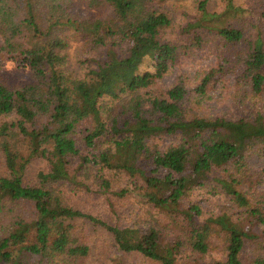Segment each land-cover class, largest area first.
I'll return each mask as SVG.
<instances>
[{
  "label": "trees",
  "instance_id": "trees-1",
  "mask_svg": "<svg viewBox=\"0 0 264 264\" xmlns=\"http://www.w3.org/2000/svg\"><path fill=\"white\" fill-rule=\"evenodd\" d=\"M163 1L0 0V264H90L85 221L156 264H264V166L249 165L264 161V0H220V12L202 0L184 44L164 39ZM103 7L102 19L84 11ZM67 32L81 40L79 71ZM208 44L223 52L192 90L182 77L158 88L182 53ZM7 61L30 81L8 83ZM228 75L238 115L194 114ZM78 195L103 196L111 217L82 210ZM128 198L139 214L122 222Z\"/></svg>",
  "mask_w": 264,
  "mask_h": 264
},
{
  "label": "rangeland",
  "instance_id": "rangeland-1",
  "mask_svg": "<svg viewBox=\"0 0 264 264\" xmlns=\"http://www.w3.org/2000/svg\"><path fill=\"white\" fill-rule=\"evenodd\" d=\"M202 0H164L162 3H156L155 7L163 12L169 14L172 18V26L164 33V39L174 44H184L190 39L183 33V29L189 23H193L198 16V5ZM262 0H235L237 7L252 10L259 6ZM222 4L220 0H207L206 9L209 12L222 11ZM95 18H104L110 14L107 7L98 10L84 9ZM249 20H246V22ZM247 22V23H248ZM250 24H247L249 26ZM241 26V25H240ZM250 30V28H244ZM67 41L66 53L69 59V70L79 71L83 68L80 63L82 57L81 40L78 39L73 33L67 32L65 35ZM223 52L221 46L208 44L201 49L195 50L192 53H182L176 64L171 66L167 73L164 74L158 84V88L165 91L177 81L178 77H182L186 82L188 90H192L198 82V75L204 69L215 67L220 54ZM180 54V53H179ZM3 75L5 80L12 86H21L30 81V72L26 66H16L13 62L7 61L3 68ZM235 79L228 75L222 83L212 85L208 91V97L200 104H191V109L194 114L206 117L222 116L226 118H234L238 115L239 110L234 106L235 95ZM193 100L195 94L192 93ZM171 141L164 138L161 142L166 146ZM83 147V143L81 142ZM97 150H100L98 147ZM96 150V153H97ZM249 165L253 170H260L264 166V161L259 157H252L249 160ZM38 163L33 164L31 171L35 172L39 169ZM114 189H119L121 186L118 182H114ZM70 193V190L67 189ZM78 204L82 210L92 214H101L107 220L111 217L108 213L107 205L103 196L95 198L94 195H89L86 198L83 195L76 197ZM135 200L128 198L117 206L118 215L122 222H133L137 219L138 211ZM116 203V204H117ZM203 208H208V203L200 201ZM107 212V214H106ZM83 236L86 238L88 245L91 247V256L88 260L90 264H115L112 258H117L121 264H156L148 259L143 258L140 254L132 253H119L113 247V241L110 235L102 228L84 222ZM256 251L253 245L247 244L243 255L246 259L255 255ZM264 254V253H263ZM217 258L221 256L218 253L212 254Z\"/></svg>",
  "mask_w": 264,
  "mask_h": 264
}]
</instances>
